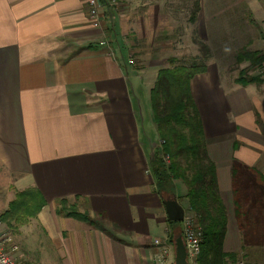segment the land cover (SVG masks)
<instances>
[{
	"label": "crops",
	"instance_id": "1",
	"mask_svg": "<svg viewBox=\"0 0 264 264\" xmlns=\"http://www.w3.org/2000/svg\"><path fill=\"white\" fill-rule=\"evenodd\" d=\"M240 2L261 37L250 49L264 55V0ZM116 8L95 26L87 0H0V215L28 189L45 202L19 230L22 264H153V242L181 230L169 227L149 172L156 149L142 121L167 65L163 5L143 4L134 22ZM222 70L208 60L190 90L226 210L223 250L237 256L232 168L264 179V73L241 86ZM174 184L186 212V189ZM63 200L93 225L58 213Z\"/></svg>",
	"mask_w": 264,
	"mask_h": 264
},
{
	"label": "trees",
	"instance_id": "2",
	"mask_svg": "<svg viewBox=\"0 0 264 264\" xmlns=\"http://www.w3.org/2000/svg\"><path fill=\"white\" fill-rule=\"evenodd\" d=\"M199 10V4H195L189 18L191 24H195ZM193 43L199 48V59L194 60L190 66L178 67L175 66L176 60H170L172 69L158 73L150 92L152 120L160 147L154 150L149 172L161 200L175 194L176 181L183 183L188 202L187 211L198 218L203 230V240L195 264H224L226 259L234 258L235 255L226 254L223 250L227 226L226 210L219 196L215 166L207 154L202 122L190 90L191 80L206 72V63L211 53L204 42L193 39ZM235 61L237 64L248 63L252 68H262L264 55L244 51L236 55ZM254 81L255 79L246 81L238 78L235 83L246 86ZM165 158L168 162H165ZM238 169L236 166L232 168L236 218L241 207L236 188ZM44 206L42 196L35 189L16 193L8 210L0 215V222L12 230L14 224V228H17L34 219ZM58 213L93 225L88 213H80L76 205H69L64 200L59 203ZM168 225L173 230L181 226L170 222Z\"/></svg>",
	"mask_w": 264,
	"mask_h": 264
},
{
	"label": "rangeland",
	"instance_id": "3",
	"mask_svg": "<svg viewBox=\"0 0 264 264\" xmlns=\"http://www.w3.org/2000/svg\"><path fill=\"white\" fill-rule=\"evenodd\" d=\"M156 1H161L163 5L162 19L165 21L160 23L161 29L157 32V40L162 43L159 59L167 63L163 70L172 69L170 65L172 59L176 60L177 67L190 66L194 60L199 59V48L193 43V39H197L208 46L210 59L223 68L225 81L226 78L231 82L238 78L250 81L264 73L262 72L264 68H252L248 63L237 64L235 61L237 54L244 51L253 52L250 43L260 37L250 14L240 0H118L115 12L116 14L121 12L119 15L122 16L129 15L132 18L130 21L134 22L133 15L139 12L143 4L154 5ZM195 4H199L200 10L195 24H191L189 18ZM125 9L126 11H122ZM165 17L173 21L168 19L166 21ZM170 27L173 30H170ZM195 27H198L199 31H195ZM168 40L170 43L165 44ZM135 58V54L132 53L131 59L134 62ZM148 100L150 103V93ZM143 101L142 121H145V134L151 140L149 142L151 150L159 149L160 140L155 133L151 107L150 104H146L148 102L146 99ZM236 184L241 207L239 216L235 219L241 248L237 256L226 259L224 264L239 258L247 264H264V179L259 178L257 181L256 176L245 168L237 172ZM31 220L33 219L17 228H14V224L12 230L7 228L12 234L13 244L19 249L21 262H23L22 249L29 244L20 246L24 244L22 242L24 237L20 236L19 230ZM180 233V229L175 231L172 240ZM17 237L21 238V242Z\"/></svg>",
	"mask_w": 264,
	"mask_h": 264
},
{
	"label": "built area",
	"instance_id": "4",
	"mask_svg": "<svg viewBox=\"0 0 264 264\" xmlns=\"http://www.w3.org/2000/svg\"><path fill=\"white\" fill-rule=\"evenodd\" d=\"M117 0H87V14L95 26L98 25L100 10L104 7H116ZM130 64L132 62L130 61ZM165 162L168 159L165 158ZM181 224V235L187 254L188 264H195L203 240V230L198 218L188 211L185 212ZM163 239L153 242L154 253L153 264H174V247L170 231ZM18 247L13 244L10 232L7 229L0 231V264H22L18 258ZM228 264H247L242 258L236 259Z\"/></svg>",
	"mask_w": 264,
	"mask_h": 264
},
{
	"label": "water",
	"instance_id": "5",
	"mask_svg": "<svg viewBox=\"0 0 264 264\" xmlns=\"http://www.w3.org/2000/svg\"><path fill=\"white\" fill-rule=\"evenodd\" d=\"M162 205L168 222L180 224L183 221L185 210L178 203L177 197L174 193L162 200ZM173 247L174 264H188L181 233L173 239Z\"/></svg>",
	"mask_w": 264,
	"mask_h": 264
}]
</instances>
